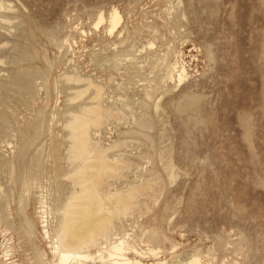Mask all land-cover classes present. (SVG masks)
<instances>
[{
	"label": "rangeland",
	"instance_id": "obj_1",
	"mask_svg": "<svg viewBox=\"0 0 264 264\" xmlns=\"http://www.w3.org/2000/svg\"><path fill=\"white\" fill-rule=\"evenodd\" d=\"M0 2V264H54L42 202L55 228L81 162L70 124L96 90L105 193L136 190L90 252L123 239L144 253L131 262L264 264V0ZM176 59L188 76L164 80Z\"/></svg>",
	"mask_w": 264,
	"mask_h": 264
},
{
	"label": "bare ground",
	"instance_id": "obj_2",
	"mask_svg": "<svg viewBox=\"0 0 264 264\" xmlns=\"http://www.w3.org/2000/svg\"><path fill=\"white\" fill-rule=\"evenodd\" d=\"M3 9H7L6 4L0 2V10ZM102 20L103 18L100 19V21ZM121 20L122 16L120 13L116 10L113 11L110 17L111 29L113 30ZM180 60L176 59L175 62H169L167 69L168 74H166L164 80H175L178 78V80L182 82L188 76L186 60L185 62L183 59ZM68 80H72V77H69ZM76 83L80 84L82 80L76 78ZM91 87H93V85L88 83V87L85 90L83 89L84 92L79 93V96L82 97L85 95ZM96 92L94 96L92 95V97H90L95 103L86 108L82 114L77 117L76 121L70 124L73 131L72 137L74 140L76 159L81 160L73 177L76 189L73 193L71 192V196L67 200L65 199L66 201H64L58 209L57 213L60 216L59 218L57 217L58 223L56 222L57 225L55 228H49L46 225L47 221H45V218L47 211L44 209L45 205L42 202V210L40 213L42 215V221L45 223L43 237L50 244L55 258L54 264H91L97 260H99L101 264H144L137 259L133 262L130 261L127 256L129 251L132 250L140 256L144 255V253L137 248L126 247L123 239H119L113 244L109 243L106 246L99 244L100 246L96 252L97 254L90 252V248L99 243L98 235L104 233V237H106L105 232H107V227H109L107 224L113 225L112 223L115 221V217L121 214L127 205L132 204L133 193L136 190L105 193L106 185L103 182V176L104 174H113L116 172L117 167L115 164L108 161L109 156L107 155V149L95 148V146L90 143L88 134V113L90 110L96 112L98 119L101 120L103 118L101 112L105 111L98 102H96L101 99L100 94L102 93H100L99 90H96ZM23 172L26 173L25 171ZM27 174L30 175V172H27L26 176ZM21 176L20 178H15V181H13L16 183V181L19 180L20 182V179L23 178L25 174ZM21 184L26 187L25 177ZM20 201H23V197ZM22 209L25 212V217L22 216L24 217L22 222L24 233L33 241L34 225L32 218L24 207ZM34 241L36 242V240ZM32 249L41 261L43 257L36 243L31 250ZM148 251L152 254L157 253L155 248H149ZM8 256L9 255L6 254V257ZM192 264L205 263H201L199 260L194 259Z\"/></svg>",
	"mask_w": 264,
	"mask_h": 264
}]
</instances>
